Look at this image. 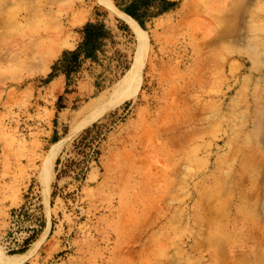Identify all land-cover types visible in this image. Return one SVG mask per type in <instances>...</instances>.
<instances>
[{"label":"rangeland","instance_id":"374dc122","mask_svg":"<svg viewBox=\"0 0 264 264\" xmlns=\"http://www.w3.org/2000/svg\"><path fill=\"white\" fill-rule=\"evenodd\" d=\"M4 1L0 264H264V0H173L139 35L130 0ZM90 21L121 36L52 94Z\"/></svg>","mask_w":264,"mask_h":264},{"label":"trees","instance_id":"16d2710c","mask_svg":"<svg viewBox=\"0 0 264 264\" xmlns=\"http://www.w3.org/2000/svg\"><path fill=\"white\" fill-rule=\"evenodd\" d=\"M116 5L122 12L144 27L146 21L170 11L176 3L168 0H130L125 6H121L119 3H116ZM97 26H100L98 29L105 28L103 24L97 25L92 21L87 22L81 30L82 39L78 47L74 51L65 52L58 61L59 63L66 61L63 65L65 69L61 71L66 77H69L70 73L74 72L86 60H96L97 52L102 51V41L112 38V34L108 30L96 35ZM56 75L57 73L52 72L47 81L49 82Z\"/></svg>","mask_w":264,"mask_h":264},{"label":"bare ground","instance_id":"6f19581e","mask_svg":"<svg viewBox=\"0 0 264 264\" xmlns=\"http://www.w3.org/2000/svg\"><path fill=\"white\" fill-rule=\"evenodd\" d=\"M6 1H8V0H5L2 3V5H4V3ZM97 2L99 4H101V5H104V6H107V7H110V8L113 7V5L111 3V0H97ZM0 4H1V2H0ZM115 11L139 35V33L141 32V29L139 28L137 23L131 17L125 15L122 12H120L118 9H116ZM45 34H47V32ZM140 39H141V36H140ZM34 43L38 46L37 48H38L39 51L45 53V56L42 59V65H46L48 63V61L51 58L55 57L56 54L58 52H60V50L63 47L69 46V44L66 42L65 38L64 39L62 38V40H60V41H57V40H50V41L37 40ZM136 66L137 65H134L133 71L130 74H128V76L122 82V88L117 90L116 91L117 93L113 94L112 102L110 104L103 105V106H100L98 108H95L91 112V115L87 118V120H86L87 122L92 121L94 118H96L102 112L108 110L110 107H112L113 105L117 104L118 102H120L121 100L127 98L129 95L132 94V92L137 88L139 80H140V71H138ZM139 68L141 69L140 65H139ZM43 70H45V69H43ZM71 134H73V132ZM58 148L59 147H57V146L54 147L53 151L51 152L50 158L46 162V168L48 170H50V168L52 166V163H53V160H54V157L56 155V152H57ZM19 258H20V256H17V257H2L1 261L2 262L12 263V262L16 261V259H19Z\"/></svg>","mask_w":264,"mask_h":264},{"label":"crops","instance_id":"0c3cea01","mask_svg":"<svg viewBox=\"0 0 264 264\" xmlns=\"http://www.w3.org/2000/svg\"><path fill=\"white\" fill-rule=\"evenodd\" d=\"M168 1H172L173 2V0H168ZM171 11V10H170ZM121 12V11H120ZM122 13H124V12H122ZM125 14V13H124ZM125 15H127V14H125ZM128 16V15H127ZM130 17V16H129ZM155 18V17H154ZM154 18H151L149 21H146L145 22V24H144V27H142V26H140L139 24H138V22H136L133 18V20L137 23V25L139 26V28L141 29V30H143V29H145L152 21H153V19ZM126 23V22H125ZM127 24V23H126ZM128 25V24H127ZM129 26V25H128ZM117 27V26H116ZM130 27V26H129ZM131 28V27H130ZM118 28H116L115 30H117ZM125 29H128V27H125ZM132 29V28H131ZM109 31L111 32V34H112V38L110 39V40H108L109 42L108 43H110V45L112 44L113 45V41L116 39V37L117 36H121V34H117L118 32V30L117 31H114V30H112L111 28L109 29ZM107 41V40H106ZM105 42V41H104ZM78 47V46H77ZM75 45L72 47V49H75V48H77ZM106 47V46H105ZM103 53H106V49H102V51H98L97 52V57H96V60H91V59H88V60H86L85 61V64L84 65H86V64H88V65H93V66H98V65H101L100 64V62L99 61H102L101 60V58L100 57H102L103 56ZM98 67H100V66H98ZM65 80H66V76H63L62 74H57L56 76H54V78L51 80V82L49 83V90H50V92L52 93V94H59L63 89H64V87L66 86V82H65ZM83 83H85V82H81V84L79 85V87H78V90H80V93L82 94L83 93V91L84 90H86V91H92L93 90V88H91V87H89L88 85H85V84H83ZM73 93V92H72ZM74 94H75V92H74Z\"/></svg>","mask_w":264,"mask_h":264}]
</instances>
